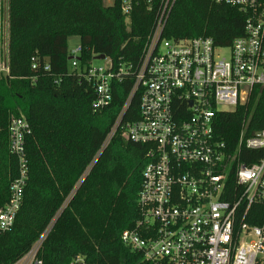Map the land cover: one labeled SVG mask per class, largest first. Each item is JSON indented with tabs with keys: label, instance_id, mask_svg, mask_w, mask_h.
I'll use <instances>...</instances> for the list:
<instances>
[{
	"label": "trees",
	"instance_id": "trees-1",
	"mask_svg": "<svg viewBox=\"0 0 264 264\" xmlns=\"http://www.w3.org/2000/svg\"><path fill=\"white\" fill-rule=\"evenodd\" d=\"M6 1L9 73L0 76V208L19 173L18 159L9 149L10 122L24 118L30 131L23 204L14 227L0 233V264H15L49 226L40 252L43 264H70L79 255L91 264H142L140 255L121 241L124 231L139 230L142 219L138 196L149 146L123 135V125L140 118L142 93L135 94L106 146L135 80L130 75L112 81L111 104L95 111L94 87L83 75L97 56L110 59L115 72L129 66L135 72L162 0H153L151 8L144 0H133L128 22L119 0L110 6L105 0ZM245 20L238 9L209 0H176L162 38L207 37L227 48L244 35ZM72 37L81 47L79 69L70 65ZM243 130H264V87L214 120L215 134L230 148ZM253 211L264 219V206Z\"/></svg>",
	"mask_w": 264,
	"mask_h": 264
},
{
	"label": "built area",
	"instance_id": "built-area-1",
	"mask_svg": "<svg viewBox=\"0 0 264 264\" xmlns=\"http://www.w3.org/2000/svg\"><path fill=\"white\" fill-rule=\"evenodd\" d=\"M144 1L153 7V0ZM209 1L246 16L244 35L229 47H216L207 37L162 38L176 2L162 0L135 72L132 66L115 72L110 59L105 67L91 63L84 68L83 77L94 87L95 111L111 104L112 81L130 75L135 80L106 146L135 94L142 93L140 118L123 125L124 137L149 146L150 162L142 172L138 196L142 219L137 222L139 230L121 234L122 243L140 255L142 264H264V219H258L260 212H252L264 206V130L252 134L243 130L235 148L214 132L219 113L234 112L249 101L255 88L264 87V0ZM119 2L128 22L133 0ZM225 49L229 57L221 56ZM69 56L71 68L79 69L81 47L69 51ZM36 67L32 59V69ZM8 73L5 52L0 74ZM29 131L24 118L10 122L9 149L18 159L19 173L0 208V233L14 227L23 204ZM253 160L257 161L246 163ZM51 228L15 264H43L40 252ZM70 264L91 263L79 255Z\"/></svg>",
	"mask_w": 264,
	"mask_h": 264
},
{
	"label": "rangeland",
	"instance_id": "rangeland-1",
	"mask_svg": "<svg viewBox=\"0 0 264 264\" xmlns=\"http://www.w3.org/2000/svg\"><path fill=\"white\" fill-rule=\"evenodd\" d=\"M6 0H0V64L3 63L4 60V53L7 52L6 46H7V40H8V31H7V22H6V16H5V2ZM113 0H105V5L110 6L112 5ZM79 46V41L76 37H72L69 39L68 42V49L69 51H72ZM221 56L223 57H229L230 51L228 49H225L221 51ZM108 63V60H93L92 66L94 67H105ZM1 75V74H0Z\"/></svg>",
	"mask_w": 264,
	"mask_h": 264
},
{
	"label": "crops",
	"instance_id": "crops-1",
	"mask_svg": "<svg viewBox=\"0 0 264 264\" xmlns=\"http://www.w3.org/2000/svg\"><path fill=\"white\" fill-rule=\"evenodd\" d=\"M2 1V0H1ZM5 6V16H6V22H7V1L4 2ZM113 4V3H112Z\"/></svg>",
	"mask_w": 264,
	"mask_h": 264
},
{
	"label": "water",
	"instance_id": "water-1",
	"mask_svg": "<svg viewBox=\"0 0 264 264\" xmlns=\"http://www.w3.org/2000/svg\"><path fill=\"white\" fill-rule=\"evenodd\" d=\"M95 59L99 61H103L105 60V56H97Z\"/></svg>",
	"mask_w": 264,
	"mask_h": 264
}]
</instances>
